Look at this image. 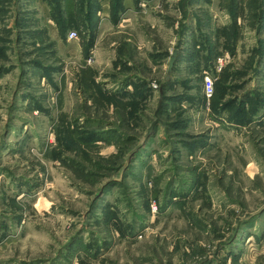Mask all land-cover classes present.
Returning a JSON list of instances; mask_svg holds the SVG:
<instances>
[{"label":"rangeland","instance_id":"obj_1","mask_svg":"<svg viewBox=\"0 0 264 264\" xmlns=\"http://www.w3.org/2000/svg\"><path fill=\"white\" fill-rule=\"evenodd\" d=\"M0 264H264V0H0Z\"/></svg>","mask_w":264,"mask_h":264},{"label":"crops","instance_id":"obj_2","mask_svg":"<svg viewBox=\"0 0 264 264\" xmlns=\"http://www.w3.org/2000/svg\"><path fill=\"white\" fill-rule=\"evenodd\" d=\"M101 18L98 32L99 36L105 33V37L107 38L106 54L107 57L109 55L115 69L113 74L118 75L117 71L123 70L122 65L124 66V64L128 68H131L129 74L124 79H129L127 81V91L134 93L132 85L137 84L139 80H148L143 71L144 67L138 63L141 61L142 56L145 57L147 53L145 48L149 43L146 44V39L143 36L145 33V29L143 28L144 23H149L151 28L161 31L160 25L157 23L156 18L148 19L147 16H101ZM142 19L147 20L142 21ZM155 45L156 43L153 42V46ZM121 60L124 61V64H120ZM132 68L136 70L133 71ZM133 98L134 96L131 95H123L122 99L117 98V101H139L138 99H134L136 100L134 101Z\"/></svg>","mask_w":264,"mask_h":264},{"label":"built area","instance_id":"obj_3","mask_svg":"<svg viewBox=\"0 0 264 264\" xmlns=\"http://www.w3.org/2000/svg\"><path fill=\"white\" fill-rule=\"evenodd\" d=\"M78 37V34L76 32H71L69 34L68 39L69 40H76ZM220 66H223L222 62H219ZM221 69V67L219 68ZM215 93V82L214 79L209 77V76H205L204 80H203V94L205 96V98L209 101Z\"/></svg>","mask_w":264,"mask_h":264},{"label":"water","instance_id":"obj_4","mask_svg":"<svg viewBox=\"0 0 264 264\" xmlns=\"http://www.w3.org/2000/svg\"><path fill=\"white\" fill-rule=\"evenodd\" d=\"M177 56H178V51L175 50L173 52L172 56L170 57V61H169V73H171V71H172V68H173V66L175 64V61H176Z\"/></svg>","mask_w":264,"mask_h":264},{"label":"trees","instance_id":"obj_5","mask_svg":"<svg viewBox=\"0 0 264 264\" xmlns=\"http://www.w3.org/2000/svg\"><path fill=\"white\" fill-rule=\"evenodd\" d=\"M214 96H215V93H214ZM214 96H213V97H214ZM213 97H212V98H213Z\"/></svg>","mask_w":264,"mask_h":264}]
</instances>
